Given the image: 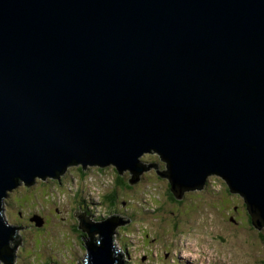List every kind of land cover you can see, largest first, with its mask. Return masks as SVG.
Returning <instances> with one entry per match:
<instances>
[{
  "label": "water",
  "instance_id": "95a60500",
  "mask_svg": "<svg viewBox=\"0 0 264 264\" xmlns=\"http://www.w3.org/2000/svg\"><path fill=\"white\" fill-rule=\"evenodd\" d=\"M147 152L178 200L217 174L264 227V0H0V260L22 181L111 164L132 184ZM78 219L86 264H125L130 220Z\"/></svg>",
  "mask_w": 264,
  "mask_h": 264
},
{
  "label": "rangeland",
  "instance_id": "374dc122",
  "mask_svg": "<svg viewBox=\"0 0 264 264\" xmlns=\"http://www.w3.org/2000/svg\"><path fill=\"white\" fill-rule=\"evenodd\" d=\"M141 159L157 167L144 170L132 184L133 174L126 169L121 175L127 186L118 183L111 164L90 166L84 177L74 164L60 181L40 177L11 190L3 213L9 222L25 227L10 243L12 248L21 239L13 264H86L88 236L80 237L74 223L87 207L95 212L92 218L118 215L130 220L117 225L114 238L125 264H263L264 227L252 224L244 197L231 192L222 177L210 175L204 187L186 191L178 202L169 196V178L157 172L166 169L165 161L155 152ZM113 189L117 198L111 210L101 201ZM37 216L41 225L34 220Z\"/></svg>",
  "mask_w": 264,
  "mask_h": 264
},
{
  "label": "trees",
  "instance_id": "16d2710c",
  "mask_svg": "<svg viewBox=\"0 0 264 264\" xmlns=\"http://www.w3.org/2000/svg\"><path fill=\"white\" fill-rule=\"evenodd\" d=\"M160 157V156H159ZM78 168H79V170H80V174L82 175V177H84V176H86L87 175V172H88V170H90L91 169V167H88V168H84L82 165H79L78 166ZM116 169V168H115ZM117 171V170H116ZM126 178H124L122 175H121V173L119 172V171H117V181H118V183L119 184H124L125 183V180ZM56 180H61V178L60 179H56ZM129 184V183H128ZM207 184V183H206ZM205 184V185H206ZM125 185V184H124ZM126 186V185H125ZM171 190V189H170ZM172 191H169L168 193H169V196H170V198L173 200V199H175V201H180V200H176V198H174L175 197V195L174 194H172L171 193ZM115 198H117V191L115 190V189H113L112 191H110V192H108V193H106V194H104L103 195V197H102V201L101 202H104L105 204H108L109 206H110V209L112 210V206H113V203H114V200H115ZM182 202V201H181ZM180 202V203H181ZM105 204H104V206H105ZM247 208V207H246ZM86 211L88 212V213H90V214H93L94 213V211L92 210V209H86ZM248 212V211H247ZM249 214V213H248ZM249 217H250V215H249ZM250 220H251V217H250ZM252 222V221H251ZM76 229V228H75ZM76 230H79V233L81 234V233H83L84 231H81L80 229H76ZM79 234V235H80ZM80 237H81V235H80ZM263 264H264V261H263Z\"/></svg>",
  "mask_w": 264,
  "mask_h": 264
},
{
  "label": "flooded vegetation",
  "instance_id": "af4514ba",
  "mask_svg": "<svg viewBox=\"0 0 264 264\" xmlns=\"http://www.w3.org/2000/svg\"><path fill=\"white\" fill-rule=\"evenodd\" d=\"M151 166H152V163L149 164V167H147V168L149 169V168H151ZM123 177L126 178L125 176H123ZM141 178H142V176H141ZM124 184H125L126 186H127V185H130V184H128L126 181H125ZM124 184H123V185H124ZM78 215H79V214H78ZM78 215H77V219H78ZM74 224H75V228H76V229H79V228H78V223H74ZM18 226H21V227H22V225H18ZM27 226H31V224L28 223ZM80 235H81V237H82L83 239H85V237L87 236V234H86L85 232L81 233Z\"/></svg>",
  "mask_w": 264,
  "mask_h": 264
},
{
  "label": "clouds",
  "instance_id": "9594fccd",
  "mask_svg": "<svg viewBox=\"0 0 264 264\" xmlns=\"http://www.w3.org/2000/svg\"><path fill=\"white\" fill-rule=\"evenodd\" d=\"M206 183H207V182H206ZM87 208H88L89 210L91 209V207H87ZM84 212H85L87 215L90 214V213H88L86 210H85ZM94 213H95V212H94ZM104 218H105V217H101V218H100V217H98V218H92V217H91V219H93V220H99V219H104ZM19 227H20V226H19Z\"/></svg>",
  "mask_w": 264,
  "mask_h": 264
},
{
  "label": "bare ground",
  "instance_id": "6f19581e",
  "mask_svg": "<svg viewBox=\"0 0 264 264\" xmlns=\"http://www.w3.org/2000/svg\"><path fill=\"white\" fill-rule=\"evenodd\" d=\"M92 203H93V202H92ZM97 214H98V213H97ZM99 215H100V214H99ZM88 216H89V218L91 217L90 214H88ZM124 226H125V225H124ZM88 236H89V235H88ZM121 254H122V253H121ZM122 256H123V254H122Z\"/></svg>",
  "mask_w": 264,
  "mask_h": 264
}]
</instances>
